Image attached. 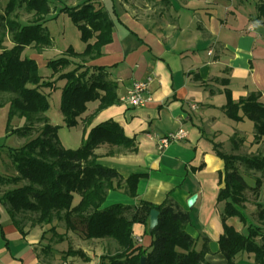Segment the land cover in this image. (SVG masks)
<instances>
[{
    "label": "crops",
    "instance_id": "1",
    "mask_svg": "<svg viewBox=\"0 0 264 264\" xmlns=\"http://www.w3.org/2000/svg\"><path fill=\"white\" fill-rule=\"evenodd\" d=\"M97 5L112 21V39L103 47L101 56L88 60L85 67L106 69L109 80L117 85L119 100L134 82L151 79L142 107L132 108L119 101L90 118L98 105L91 102L75 126L81 129L79 144L92 128L109 120L136 142V153L105 145L96 149L99 163L115 170L122 180L132 175L143 176L136 198L125 193L122 183L119 189L107 192L104 206L135 207L139 201L159 206L170 199L188 214L185 231L197 241L196 251L206 238V260L210 264H225L218 253L224 227L223 203L217 200L224 163L216 156L214 145L222 151L235 135L244 140L238 153L264 155V142H253L252 123H235L224 114L225 90H229L233 101L259 92L264 103V27L256 32L248 30L253 20L264 25V0H153L149 5L117 0L111 7L97 0ZM51 48L52 43L41 52L31 51L27 58L43 69L51 60L45 56ZM84 48L73 49L81 53ZM62 86V81L56 83L59 95ZM52 92L46 93L50 96ZM44 116L50 123L46 113ZM179 129L186 132L185 138L159 151L157 139ZM230 149L231 146L228 153ZM245 174L253 177L255 183L252 173ZM193 195L196 200L189 208L187 201ZM256 204L264 209V178L257 198L247 196L243 211L248 217L246 224L231 217L226 225L246 235L248 225L258 224L254 217ZM42 233L43 229L34 227L25 228L21 234L11 223L6 208L0 205V264H80L77 257L64 255L66 237L72 234L68 233L59 243L42 237ZM132 237L138 247L147 249L151 245L149 227L133 225ZM102 241L85 242L102 246L105 253H110L109 246L113 247L115 253L113 242ZM76 249L90 258L81 264H103L98 258L102 254H95V259L92 251ZM253 263V255L248 253L234 259V264Z\"/></svg>",
    "mask_w": 264,
    "mask_h": 264
},
{
    "label": "trees",
    "instance_id": "2",
    "mask_svg": "<svg viewBox=\"0 0 264 264\" xmlns=\"http://www.w3.org/2000/svg\"><path fill=\"white\" fill-rule=\"evenodd\" d=\"M20 11L30 15L31 21L21 23ZM60 11L69 16L85 48L76 53L68 47L62 56L49 60L45 66L49 70L47 76H42L35 61L22 57V53L29 48L41 52L51 46L44 25L46 17L56 12L50 1L6 0L0 13V93L10 95L6 130L17 117L24 120V125L9 133L31 136L21 147L7 149L15 175L0 176V205L6 208L11 223L21 234L25 228L39 226L43 229L42 237L48 236L59 243L68 233L84 242L110 240L116 245V251L102 254L99 259L103 264H140L142 257L146 259L145 264H210L206 260L208 240L203 238L201 249L196 251L197 241L185 231L189 216L172 200L167 199L159 206L144 201H139L135 207L104 206L107 192L119 189L122 183L125 193L136 198L137 186L143 177L132 175L122 180L115 170L98 161L95 151L103 145L124 153H136L135 140L126 137L118 124L111 120L98 124L76 149L61 145L57 134L60 127L51 125L44 116L49 109L46 92L55 91L57 82H63L59 89V112L66 128L77 126L88 103L98 102L90 115L93 118L103 109L119 104V98L117 85L109 80L106 69L84 65L100 57L103 47L111 42L112 21L107 13L97 5V0H85L76 7ZM6 38L11 43L8 49L3 47ZM224 94L226 118L235 123L251 122L254 144L264 142L261 94L252 93L239 101L231 99L229 90ZM33 133L36 134L32 136ZM229 141V153L214 145L216 156L224 163L217 198L223 203L224 227L218 253L225 264H234L235 257L241 253L252 254L253 264H264L262 206L255 205L254 217L258 224L248 225L246 235L226 225L231 217H238L246 224L244 205L247 196H258L264 178V155L240 154L243 138L234 135ZM240 170L255 176L253 187L247 185ZM151 210L159 212L158 225L149 231L151 245L144 249L135 245L132 227L141 224L147 228ZM64 255L78 257L85 263L90 261L81 249L75 250L69 244Z\"/></svg>",
    "mask_w": 264,
    "mask_h": 264
},
{
    "label": "rangeland",
    "instance_id": "3",
    "mask_svg": "<svg viewBox=\"0 0 264 264\" xmlns=\"http://www.w3.org/2000/svg\"><path fill=\"white\" fill-rule=\"evenodd\" d=\"M51 7L56 10L54 14H50L48 17H46L45 27L47 28L48 34L51 38L52 42V48L50 51H47L45 53L46 57H49L50 59H56L61 56L62 51L67 49L69 46H72L76 51H81L84 48V44L79 39V32L76 29L75 25L69 18V16L60 10L64 8H73L80 4H82L85 0H49ZM142 0H125L127 4H140ZM160 1V0H157ZM104 4L107 7H111L117 3V0H103ZM144 4H148L151 2L143 1ZM6 4V0H0V13H3L4 6ZM131 5V6H132ZM19 21L21 23H27L30 22L32 17L23 11L18 12ZM11 43L6 38L3 41V47L4 48H10ZM31 51H34L33 49H26L22 53V57H27ZM49 72L46 68H40V74L42 76L46 75ZM59 92L53 91L51 95L48 97L49 101V109L46 112V116L50 119V123L52 125H59L60 128L58 129V138L61 142L62 146L67 149H76L80 146L79 144V137L81 136V129L80 127H73V128H66L63 126L62 116L59 112ZM9 99L10 95L0 93V176H8V175H15L13 169L10 166V162L7 157V149L8 148H19L22 145H24L31 136L29 137H21L15 134H10V130H14L17 128H20L24 125V120L20 118H13L9 125V130H6L7 123H8V112H9ZM250 124V123H249ZM39 128V125L36 126V130ZM35 130V131H36ZM36 133H33L32 136H34ZM247 143L251 141V138L248 137L246 139ZM229 144L230 141H229ZM229 146V147H228ZM225 149L221 150L223 152L228 153V149L230 148V145H228ZM248 147V146H247ZM242 154V153H241ZM245 154V153H243ZM247 155V154H246ZM242 177L244 178L245 182L248 186L252 187L254 186V178L247 176L245 173H241ZM5 189V188H4ZM246 216V211L244 212ZM247 217V216H246ZM248 219V217H247ZM62 225V224H60ZM39 227V226H38ZM68 239V244L72 248L80 247L84 248L88 252H91V255L94 256L95 259H97V256L95 254H105V248L103 249L100 245H91L90 243L84 242L82 239L77 237L76 235H69L66 237ZM104 243V241H101ZM101 243V244H102ZM67 244V245H68ZM99 244V243H97ZM107 245V244H105ZM116 248V247H114ZM66 250L65 248H63ZM110 249V253L113 254L114 250L113 247H108ZM99 258V257H98ZM77 260L81 263H83V260L77 257Z\"/></svg>",
    "mask_w": 264,
    "mask_h": 264
},
{
    "label": "built area",
    "instance_id": "4",
    "mask_svg": "<svg viewBox=\"0 0 264 264\" xmlns=\"http://www.w3.org/2000/svg\"><path fill=\"white\" fill-rule=\"evenodd\" d=\"M150 81L151 79L147 78L144 81L134 82L132 88L128 91L127 95L120 98L119 101L121 103L127 104L132 108L142 107L145 102L144 94L146 93ZM185 136L186 132L182 129H179L173 133H169L166 136L157 139V148L159 151H162L172 143H176L183 140Z\"/></svg>",
    "mask_w": 264,
    "mask_h": 264
},
{
    "label": "water",
    "instance_id": "5",
    "mask_svg": "<svg viewBox=\"0 0 264 264\" xmlns=\"http://www.w3.org/2000/svg\"><path fill=\"white\" fill-rule=\"evenodd\" d=\"M196 200V195L191 196L188 201H187V206L190 208ZM158 217H159V212L156 210H151L149 212V217H148V227L149 231H152L155 229L158 225ZM146 259L142 257L140 259V264H145Z\"/></svg>",
    "mask_w": 264,
    "mask_h": 264
},
{
    "label": "clouds",
    "instance_id": "6",
    "mask_svg": "<svg viewBox=\"0 0 264 264\" xmlns=\"http://www.w3.org/2000/svg\"><path fill=\"white\" fill-rule=\"evenodd\" d=\"M260 27H264V25H262L261 21L259 20H253L249 23L248 25V30L250 32H256L257 29H259Z\"/></svg>",
    "mask_w": 264,
    "mask_h": 264
}]
</instances>
